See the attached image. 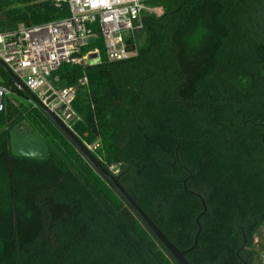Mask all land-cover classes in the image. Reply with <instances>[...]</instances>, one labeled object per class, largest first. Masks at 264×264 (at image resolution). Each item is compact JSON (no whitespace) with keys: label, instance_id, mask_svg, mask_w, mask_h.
Returning a JSON list of instances; mask_svg holds the SVG:
<instances>
[{"label":"trees","instance_id":"obj_1","mask_svg":"<svg viewBox=\"0 0 264 264\" xmlns=\"http://www.w3.org/2000/svg\"><path fill=\"white\" fill-rule=\"evenodd\" d=\"M135 56L62 65L84 74L73 132L193 264H254L264 226V0H151ZM67 4L1 0L0 31L67 17ZM5 86L18 91L0 66ZM28 95L27 93H23ZM21 121L48 158L11 154ZM98 144L97 147L93 145ZM117 171V172H115ZM185 185L187 188H185ZM0 264H178L116 187L41 108L7 101L0 116Z\"/></svg>","mask_w":264,"mask_h":264},{"label":"built area","instance_id":"obj_2","mask_svg":"<svg viewBox=\"0 0 264 264\" xmlns=\"http://www.w3.org/2000/svg\"><path fill=\"white\" fill-rule=\"evenodd\" d=\"M148 1L151 0H33L58 8L67 4L69 15L41 24L19 22L0 31V62L27 88L15 83L20 95L0 78V116L8 100L19 105L23 103L17 98H24L29 110L41 108L42 104L73 129L81 120L74 101L78 90L88 86V76L84 73L74 85L61 86L56 72L62 65L88 66L100 61L98 49L82 53L83 48L93 43L91 37L96 40L94 27L103 38L109 61L135 56L137 48L129 51L127 46L136 44H129L128 39H134L142 29L145 13L163 14L162 6H151ZM93 53L98 55L97 59L91 58Z\"/></svg>","mask_w":264,"mask_h":264},{"label":"water","instance_id":"obj_3","mask_svg":"<svg viewBox=\"0 0 264 264\" xmlns=\"http://www.w3.org/2000/svg\"><path fill=\"white\" fill-rule=\"evenodd\" d=\"M95 37H91L90 41L94 42ZM136 49V45H128L127 50L132 51ZM94 55V56H92ZM91 56L93 59H97L98 55L93 53ZM98 62V61H97ZM0 66L10 75L13 79L14 83L20 85L21 87L26 88L24 83L13 73V71L3 62H0ZM41 105V109L43 112L52 120V122L68 137V139L77 147L80 153L91 163L93 168L102 175L105 179L109 180L116 189L123 195V197L127 200V202L137 211V213L143 218V220L147 223L152 232L158 237V239L165 245V247L171 252L173 257L176 259L178 264H193L186 258V254L192 251L199 239V235L201 233L202 227L200 224V218L206 213L207 205L200 194L194 193L197 197L200 198L203 204V211L197 216L196 222L198 225V231L195 235L194 244L191 248L186 250H180L177 246H175L161 231V229L153 222L152 218L148 216V214L141 208V206L134 200V198L126 191V189L119 182L118 177H116L108 168L102 165L100 160L96 158L91 149L86 146V144L70 129L66 126L53 112H51L44 105ZM28 130L30 131L29 138L26 141H23L20 137L13 136V132H11L10 136V149L11 154L18 157H30L38 160H46L48 158V149L44 145L42 138L36 131V129L29 123L25 122ZM19 142L23 143L22 147H19ZM185 188L186 185H185Z\"/></svg>","mask_w":264,"mask_h":264},{"label":"rangeland","instance_id":"obj_4","mask_svg":"<svg viewBox=\"0 0 264 264\" xmlns=\"http://www.w3.org/2000/svg\"><path fill=\"white\" fill-rule=\"evenodd\" d=\"M92 56H94V55H92ZM92 56H91V58L93 59ZM17 99L19 101H21L23 103V105H25L24 98H17ZM254 248L258 252V256H257V259H256L254 264H264V226H262L259 229V231L255 237Z\"/></svg>","mask_w":264,"mask_h":264},{"label":"flooded vegetation","instance_id":"obj_5","mask_svg":"<svg viewBox=\"0 0 264 264\" xmlns=\"http://www.w3.org/2000/svg\"><path fill=\"white\" fill-rule=\"evenodd\" d=\"M27 121H21L19 122L14 129L12 130L13 136L15 137H20L23 139V141H26L29 138L30 131L28 130V127L26 126ZM19 147L23 146V143L19 142L18 144Z\"/></svg>","mask_w":264,"mask_h":264}]
</instances>
